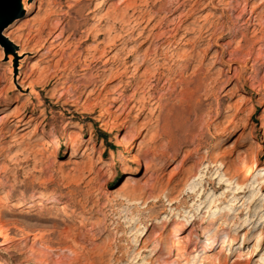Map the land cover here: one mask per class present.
Listing matches in <instances>:
<instances>
[{
  "label": "rangeland",
  "instance_id": "374dc122",
  "mask_svg": "<svg viewBox=\"0 0 264 264\" xmlns=\"http://www.w3.org/2000/svg\"><path fill=\"white\" fill-rule=\"evenodd\" d=\"M103 1L34 0L0 29L14 40L0 41V263L200 264L199 244L221 229L210 262L260 264L264 188L251 180L244 192L237 180H247L248 154L264 168V0ZM192 22L200 38L180 39ZM97 34L104 43L87 76L98 83L85 100L92 87L76 82L77 64ZM122 41L128 65L146 53L144 74H101L102 51L112 55ZM66 66L74 70L59 86L53 77ZM136 89L139 103L115 111L110 101ZM15 111L19 118L8 120ZM36 137L62 139V147L45 150ZM16 201L27 207L13 209ZM219 207L228 215L212 226Z\"/></svg>",
  "mask_w": 264,
  "mask_h": 264
},
{
  "label": "bare ground",
  "instance_id": "6f19581e",
  "mask_svg": "<svg viewBox=\"0 0 264 264\" xmlns=\"http://www.w3.org/2000/svg\"><path fill=\"white\" fill-rule=\"evenodd\" d=\"M32 1H34V0H32ZM32 1L31 0H18V5H19L20 13H21L20 15H22V14H24L26 12H31V10L35 6V5H33ZM118 11H119V8H114L112 10L106 9L105 13L103 14V19H105V20L106 19H110L112 17L111 15L112 14L113 15L116 14ZM75 13H77V12H75ZM262 13H264V10H263ZM113 20H117V18H115V19L113 18ZM119 21L124 22V19L120 18ZM183 21H185V20L181 19V22L180 21L175 22L173 24L175 29L181 27L179 25ZM194 22H196V21H194ZM143 29H144V27H143ZM42 31L37 30L36 32H42ZM74 32H77V31L75 30ZM84 32H86V29H85ZM103 32H110V29L104 30ZM199 32H203V29L200 28V27H197L192 22L191 25H185V26L182 27V35L180 36V39H184V38L186 39V37L192 36V35H194L195 39H199L200 38V33ZM204 32H208V30H205ZM11 34H10V32L9 33H2V34H0V37H1V39H3V41L5 40V42L12 44L14 40L12 39ZM93 37L95 38V41H93V42H96L95 45H93L91 47L88 46V47H86L84 49L85 56L82 57L81 61L78 60V64H77V66H82V69L80 70V74L78 76L76 75L77 77H79V80H76V82H80L82 80H84V81L87 80L88 86L92 87V90H90V91H86L85 90L82 93V96H86L85 100L89 99V97H91L93 95V93L95 92V89L97 87V83H98L97 78L96 77H88L87 76V71L90 69L91 65L94 63V61L96 59V55L100 52V48H101V46L104 43L103 40L102 41L99 40V35L98 34L94 35ZM186 41H187V39H186ZM120 44H122V46H121L122 49H118L112 55H109V54L106 55L104 50L103 51L101 50L102 51V55L99 57V59L104 60V62L102 63L101 74H103V75L107 74V76H109V75L113 76V74H114V78L117 79V80L118 79H122L124 77V75L128 72L129 68H133V71H135L136 73H138L140 70H142L144 68V65H145L144 57L146 56L145 55L146 53L145 54L144 53H137L136 55H134L135 57L133 59V63L128 65L127 59H128L129 53H131L130 49H127V46H128L129 43L125 42V41H122V43H120ZM141 45H143V44L138 45V47H140ZM65 46L68 49V48H70L72 46V44L71 43H66ZM108 46H109V48H113L114 47V43H111ZM6 48H8V47H6ZM7 56H8V58H12L10 53ZM20 64H22V62H20ZM73 70L74 69H72V68L69 69V67L66 66L61 71H59L57 74L55 73V75L53 77L54 78L53 82L57 83L59 86L64 85L65 84V80H67L72 75ZM142 72H143V74L145 73V68L143 69ZM143 74L141 73V75H143ZM107 76H106V78H108ZM118 82H120V81H118ZM120 87L121 86H119V83H118V87H116V91L119 90ZM138 90L136 89L134 92H132L130 97H123L122 95H118L117 99H115V100L113 99L111 101H110V98H109V101L112 102L113 105H117L115 111L126 109L132 102L134 104L139 103L140 99L137 98L138 97ZM49 94H50L49 97H48L49 100H52L53 98H55V94H53V93H49ZM105 101H106V98H105ZM19 116H20V114L17 111H15L11 115H9L7 118H8V120H14V119L19 118ZM18 128H20V127L18 125H16L15 129H18ZM69 134H71V131L65 130L63 135L67 136ZM80 136L81 135L77 133L76 139H77V137H80ZM35 140H40V146L42 148H44L45 150L51 149L53 151H56V150L61 149V147H62V139H52L51 141H49V140L41 139L40 137H36ZM193 152H195V151L189 152L186 156L183 155L184 158L182 157L183 158L182 163H185L188 160V158L193 154ZM120 154L121 153H119V155ZM146 171H147V169H146ZM241 171L245 172L247 180H241V181H239L237 179L236 180H237V185L238 184H244L243 191L246 189L247 184L251 180L253 181L252 182L253 185L254 186L256 185L255 186L256 188L259 187V186H260V189L264 188V181L262 183V180L264 179V168L257 166V164H256V155H254V154L249 155L248 154V155H246L243 158V160L241 161ZM253 171H258L259 174H258V176L256 178L251 179ZM179 172H180L179 168H176L172 172H170V178H169L167 184H170V182H172L178 176ZM227 173H228V168H226V170L224 171V174H227ZM226 193H228V192L223 191V194H226ZM241 193H242V191H240L238 194H241ZM38 199H39V202H41V203H49L50 205H56L57 204V201L55 199H50V198H48L45 195L38 196ZM12 207L15 210H20V209L26 208L27 207V203H25V202H17L16 201V202H14L12 204ZM226 212L227 211H226V209L224 207H221V208L219 207L218 213H220V215L218 216L217 219L215 218L216 220H214L212 222V226L213 225L215 226L216 224H218L222 220V218H224V216H227L228 213H226ZM205 216L208 217L209 213L207 215H205ZM179 228L180 227H179L178 224L173 225L171 227V230H170V233H169V239H170L171 242L175 239L176 232L179 230ZM221 232H222L221 229H218L215 234H208L206 236V238L204 239V241L199 244V246H198L199 247V252L204 255V257H202V258H205V259H201V260L199 259L198 260V262H200V264H204V263L220 264L221 261L219 260V258L214 257L213 262H210V259L208 260L205 256H206V254L209 251L214 250L217 242L220 241ZM188 236H189L188 238H191V236H193V235H192V233H189ZM159 238H160V234L156 235L154 240H158ZM222 244L223 245L219 249V251L225 250L224 258L229 257L230 253H228V251H229V248L231 247L232 243L229 241V239H227V240L222 241ZM260 245H262V242L260 241V239H258L257 246H260ZM181 249H182V246L179 243L173 244V250L177 252L176 257H175L176 261L181 257V252H182ZM237 262H238V260L235 259V260L232 261L231 264H237ZM259 263L260 264H264V258H262ZM0 264H2V263H0Z\"/></svg>",
  "mask_w": 264,
  "mask_h": 264
},
{
  "label": "water",
  "instance_id": "95a60500",
  "mask_svg": "<svg viewBox=\"0 0 264 264\" xmlns=\"http://www.w3.org/2000/svg\"><path fill=\"white\" fill-rule=\"evenodd\" d=\"M20 13L18 0H0V29ZM2 44L5 42L0 39Z\"/></svg>",
  "mask_w": 264,
  "mask_h": 264
}]
</instances>
